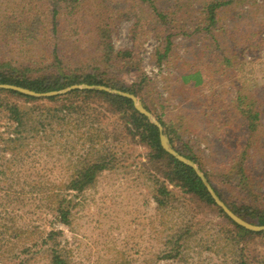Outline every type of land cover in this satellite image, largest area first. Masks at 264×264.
Wrapping results in <instances>:
<instances>
[{
  "label": "rangeland",
  "instance_id": "1",
  "mask_svg": "<svg viewBox=\"0 0 264 264\" xmlns=\"http://www.w3.org/2000/svg\"><path fill=\"white\" fill-rule=\"evenodd\" d=\"M50 2L0 0V63L12 61L24 68L32 60L31 54L21 51L15 41L5 43L7 35L2 23L19 22L20 18L35 15L43 22ZM162 4L165 11L167 0ZM249 4V1L238 2L220 13V25L226 26L227 32L222 47L216 50L218 53L215 47H206L211 34L201 29L192 36L172 38L174 45L160 66L156 50H163L169 32L180 33L176 28L162 26L168 32L155 39L148 29L133 30L132 22L121 16L114 21L112 43L115 50L134 52L135 61L123 60L129 62L125 66L112 54L105 66L91 32V17L100 15L98 5L87 7L90 12L79 25L76 14H67L65 3H60L63 11L58 16L63 23L61 30L65 31L62 34L65 60L71 68L79 67L78 62L85 60L93 64L91 69L96 67V61L90 59L101 56L97 65L105 68L100 70L103 78L115 81L119 87L120 84L133 86L138 90L137 99L155 121L160 118L167 125L180 128L184 140L191 138L195 156L204 159L203 171L229 203L254 199L252 194L242 195L234 188L233 179L238 171L232 167L237 157L236 143L247 139L244 123L248 118L235 116L247 107H235L237 99L248 97L257 102V94L264 92V42L261 43L264 34L257 39L259 23L264 21L246 16L244 10ZM118 6L123 10L121 15H128L133 2L120 0ZM136 10L141 12L138 7ZM189 15L192 14H187L185 21ZM196 15L201 16L193 14ZM18 28L16 32H22ZM223 49V57L235 56L230 64L222 63ZM36 59L38 55L33 60ZM31 70L26 72L29 77L45 73L37 68ZM197 71L202 74V84L183 83V75ZM144 78L146 81L142 82ZM16 102L23 109L28 107L22 100ZM93 119L81 127L68 122L62 135L27 140L23 148L11 152L5 149L8 138H14L10 133L11 124L9 129L6 118L0 114V231L4 232L0 235V264H51L52 248L65 256L68 264H238L242 255L246 264H264L263 240L248 244L228 241L232 235L226 233L225 219L213 208L200 206L179 188L169 186L173 197L168 201V208L161 210L154 199L155 183L146 167L149 148L133 144L116 117L103 118L101 123ZM90 127L94 128L90 131L94 137L87 140ZM105 143L117 153L115 167L101 173L94 186L72 194L71 224L65 226L53 212L52 194L60 191L86 162L97 159L89 153L90 145L98 150ZM177 146L182 148L180 141ZM247 159L254 161L251 167L257 173V181L262 182L264 135L253 144ZM223 163H228V167L219 166ZM190 228L193 230L189 231ZM6 230H10L9 235ZM51 231L58 233L57 243H42ZM177 239L182 247L181 255L175 259L164 258Z\"/></svg>",
  "mask_w": 264,
  "mask_h": 264
},
{
  "label": "trees",
  "instance_id": "2",
  "mask_svg": "<svg viewBox=\"0 0 264 264\" xmlns=\"http://www.w3.org/2000/svg\"><path fill=\"white\" fill-rule=\"evenodd\" d=\"M20 1L33 2L34 0ZM50 1V6L46 12L47 16L45 14V21L43 22L39 18L37 19L35 15L31 18H20L19 22L2 23L1 27H5V34L7 35L5 43L10 44L11 41H15L14 44L21 51L23 50L26 55L31 54L30 58L32 60L29 61L28 65L24 64V68L15 66L12 61L0 63V85L18 86L37 93L58 92L72 86H105L138 97V90H134L133 86L128 88L120 84L121 86L119 87V84L115 81L103 78V72H100L103 67L97 65V59L101 58V56H95L90 59L96 61V67L90 69L93 64L91 62L86 63L83 60L78 62L79 67L71 68L69 62L65 60L66 54L62 46V34L65 31L61 30L63 23L58 17L63 11L60 6L61 2L67 4L66 8H64L67 10L68 15L72 13L77 15L78 25L82 21H85L87 13L90 12L87 7L95 4L98 5L100 15L95 16L94 14L91 17L92 19H89L90 21L92 20L93 24L91 32L94 43L97 45V53L102 55L103 60L105 59V66H108L106 63L112 54L115 55V59L120 60L125 66L129 62L135 61L133 58L134 52L130 50H115L112 43V27L114 21L119 20L121 16H126L127 21L132 22L133 30L139 27L148 29L155 39L158 35L168 32L164 27L176 28L177 31H180V33L169 32L165 36L166 45L163 50H156L158 66H160L165 58H168L174 45L172 38L177 35L192 36L193 33L201 29L206 34H211L210 43L206 47H215V52H217L225 42L224 35L227 32L226 26L220 25L222 20V18L221 20L219 19L220 13L227 12L229 8H232L238 2L249 1L248 8L244 10L246 16H254L257 20L264 21V0H261V2H257L258 0L256 2H253L254 0H201L200 2L198 0H167L168 5L165 11L162 10L163 0H131L133 6L128 11V15H121L123 10L118 6L120 0ZM115 1L117 2L115 3ZM137 7L141 12L136 10ZM143 10L147 13L143 12ZM96 13H98V10ZM194 13L201 14V16H193ZM259 13H263L262 17L258 16ZM187 14L192 15H189L187 21H185ZM236 15H239V13ZM179 18L183 19V22L181 21L183 24L180 23ZM188 18L191 19L188 20ZM259 24L260 28L257 30V39L261 34H264V22ZM17 27L22 32L17 33L15 30ZM190 30L192 33L189 32ZM16 34H18L17 38H15ZM263 42L264 39H262L261 43ZM242 43L247 44L244 40ZM232 47L234 46L232 45ZM258 47L260 46H257V49H259ZM224 51L225 49H223L222 57ZM36 55H38V59L33 60ZM234 57L231 55L224 56L222 63L224 65L230 64ZM126 59L131 60L129 62L123 61ZM83 67L87 70H83ZM31 68H37L38 71L45 73L41 76L29 77L26 72H32ZM181 78L185 84L191 81H194L196 86L203 83L200 71L183 75ZM144 81H146L145 78L142 82ZM16 100H22L28 107L23 109ZM243 105L247 108L241 109L240 114L235 116L241 119H246L244 116L248 118V120L246 119V123H244L247 139L244 143H236L235 151H237V157L234 158L232 167L237 169L238 172L233 181L234 188L242 195L245 192L248 195L252 194L254 197L253 201H248L247 199L245 202L232 201L229 203L225 201L221 193L214 187L211 177L203 171L204 164L202 161L204 159L195 156L190 145L191 138L184 140V136L180 134V128L167 125L160 118L157 121L163 126L164 132L169 137L175 150L200 166L217 195L233 213L253 225L263 226L264 204L260 202H264V185L262 184L264 180L262 182L257 181V173L251 167L254 161L251 162L247 158H249V150L252 149L253 144L256 140L259 142L261 136L264 135V92L257 94V102H253L248 97H239L237 99V106L235 107L240 108ZM255 105L257 108H253ZM0 114H3L6 118V124L9 126V129L11 124L10 133L14 138H8L6 141V146H8L5 148L11 152L16 151L17 148H23L27 140H46L59 134L62 135L65 128L64 125L68 122L81 127L83 123L91 121L93 117V121H96V123H101V120L106 117H116V122L123 126V130L130 137L133 144L148 147L150 150L146 167L149 178L155 183L154 199L161 210L168 208V201L173 197L169 186L173 185L187 196H190V198L196 200L200 206L213 208L219 217L225 219L226 225L224 226L226 227L224 228H227L226 233L232 235L230 238H227L228 241L239 240L245 244L257 242L259 239L264 241V231H249L231 220L214 202L195 170L178 161L162 148L159 128L146 116L139 113L129 98L111 94L104 90L86 88L71 90L66 94L57 96L36 98L17 91L0 88ZM92 129L94 128L90 127V130H87V140H91L94 137L90 135ZM98 130L95 129V131ZM114 138L115 140L118 139L117 137ZM178 141L181 142L182 148L177 146ZM90 147L91 151L89 153L96 155L95 158L97 159L86 162L71 180L64 184L60 191L52 194L55 204L53 212L56 214V219L65 226L71 224V208L74 202L72 194L75 192L81 193L85 189L94 186L101 173L112 170L115 167L117 153L112 149L110 150L106 143L105 146L98 150L96 146L90 145ZM227 164L223 163L219 166L226 168L228 167ZM221 183L225 182L221 181ZM192 230L190 228L189 231ZM6 231V234L9 235L10 230ZM3 233L0 231L1 236H3ZM57 234L55 231L47 233L42 243H57ZM193 235L194 233H192ZM178 241L177 239L173 244L169 242L173 248L165 253L164 258L175 259L181 255L182 247ZM24 251L26 252L27 248ZM244 259L246 258L242 255L238 264H246V261H243ZM51 264H68V262L65 256H62L57 249L52 248Z\"/></svg>",
  "mask_w": 264,
  "mask_h": 264
},
{
  "label": "water",
  "instance_id": "3",
  "mask_svg": "<svg viewBox=\"0 0 264 264\" xmlns=\"http://www.w3.org/2000/svg\"><path fill=\"white\" fill-rule=\"evenodd\" d=\"M0 88L17 91L21 94H25V95H28L31 97H36V98H46V97L66 94V93L70 92L71 90H75V89H79V88L99 89V90H104L106 92H109L111 94H117V95L129 98L134 103L135 109L139 113H141L142 115L146 116L151 122H153L159 128L160 141H161L162 148L167 153H169L174 158H176L178 161L192 167L195 170L197 175L202 180L207 191L209 192V194L213 198L214 202L217 204V206H219L226 213V215L231 220H233L236 224H238L239 226H241V227H243L249 231H253V232H263L264 231V225L263 226L253 225V224L243 220L242 218L237 216L235 213H233L229 209V207L217 195L216 191L211 186L208 179L205 177L204 173L197 167V165L193 161H191L190 159L182 156L179 152H177V150H175V148L173 147V145L171 144V142L169 140V137L165 134L163 126L159 122H157L153 119L151 112L144 107V105L137 99V97L135 95L130 94V93H126V92H122V91H119L116 89H110V88H107L105 86H94V87H92V86H88V85H85L82 87L72 86V87L64 89L62 91H58V92L54 91V92H49V93H37V92L31 91L29 89H25V88L13 86V85H0Z\"/></svg>",
  "mask_w": 264,
  "mask_h": 264
}]
</instances>
